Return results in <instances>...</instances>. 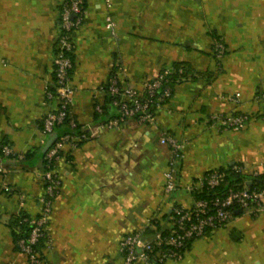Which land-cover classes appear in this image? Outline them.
<instances>
[{
    "label": "crops",
    "instance_id": "1",
    "mask_svg": "<svg viewBox=\"0 0 264 264\" xmlns=\"http://www.w3.org/2000/svg\"><path fill=\"white\" fill-rule=\"evenodd\" d=\"M64 1L0 0V145L17 154L0 149V264H31L16 247L13 224L19 214H38L45 190L41 154L49 137L41 120L56 104L45 92L53 84ZM72 38L70 111L90 137L57 161L61 186L49 244L41 247L44 264H121V238L169 229L172 208L193 205L189 186L207 171L239 164L243 174L264 172V0H86ZM216 39L225 47L220 57ZM174 63L190 72L173 82L151 122L127 118L106 126L117 111L100 87L112 74L142 88ZM233 113L249 115L240 130L209 120ZM162 132L183 143L169 194ZM165 264H264V211L236 210Z\"/></svg>",
    "mask_w": 264,
    "mask_h": 264
},
{
    "label": "built area",
    "instance_id": "2",
    "mask_svg": "<svg viewBox=\"0 0 264 264\" xmlns=\"http://www.w3.org/2000/svg\"><path fill=\"white\" fill-rule=\"evenodd\" d=\"M85 3L86 0H65L61 7L59 32L52 58L53 84L45 92L46 100H56V104L44 114L41 126V131L48 137L56 134V138L44 153L45 166L42 178L45 190L38 198L40 204L38 214L33 217L19 214L16 219L17 223L27 226V232L18 236L15 244L18 250L28 257L31 264H44L42 248L39 244L40 242L49 244V217L53 200L61 186V178L55 171L57 161L66 148H75L80 142L90 137L70 111L72 89L69 82L74 51L72 32L83 22ZM113 26L114 22L107 17L106 28L111 29ZM214 51L216 56H222L225 52L224 44L216 41ZM100 88L107 93L110 105L117 111L116 116L105 123L106 126H115L127 118L148 123L154 119L157 109L163 106L172 94L171 69L162 68L155 77L147 80L142 88L122 85L115 74H112L108 82ZM95 110L100 113L103 108L97 104ZM209 120L223 129L240 130L249 120V115L246 113L214 114L209 117ZM60 125L69 127L71 131H65L58 136L55 129ZM159 143L166 145L170 151L167 167L163 172L164 192L169 194L176 188L177 163L182 158L183 143L167 132L160 134ZM0 149L4 156L17 155L9 144H1ZM242 170L241 165L234 164L229 172L238 174L242 173ZM0 171H2L1 167ZM259 173L261 172L254 170L250 175L256 176ZM227 175L228 172L224 169L207 171L194 181L189 189L192 192L205 187L218 188ZM236 210L251 214L264 211V186L235 187L231 185L209 199H194L191 207L174 206L172 225L166 235H163L160 230L147 236L140 231H133L121 238L119 242L121 264H165L168 259L180 260L186 251L187 243L212 229L225 225L234 216Z\"/></svg>",
    "mask_w": 264,
    "mask_h": 264
},
{
    "label": "trees",
    "instance_id": "3",
    "mask_svg": "<svg viewBox=\"0 0 264 264\" xmlns=\"http://www.w3.org/2000/svg\"><path fill=\"white\" fill-rule=\"evenodd\" d=\"M216 41H221V40L216 39ZM214 54L216 55L215 51H214ZM72 58H73V55H72ZM169 68L171 69L172 84L177 79H182V78L187 77L188 72H190V69L186 63H174L172 66H169ZM191 77L193 78L195 76H191ZM41 126H42V120H41ZM56 128L61 129L60 131L56 132L58 136L60 134L64 133L65 131H69V130L71 131V129H69V127L64 126V125L57 126ZM44 153L45 152H42L41 157L43 159V163L45 166ZM230 168H231V166L224 169L225 171L228 172V175L226 176L225 180L220 184V186L218 188L209 189V188L205 187L199 191H196V190L192 191L194 199H200V198L209 199V198L213 197L214 195H216L219 191H221V190H223V189H225L231 185H234L235 187H243L245 185L258 186V187L264 186V172H261L256 176H252L250 174H243V173H238V174L230 173L229 172ZM16 219H15L14 224H13V227H14L13 234H14L15 240L18 236L27 232V226L25 224L17 223ZM160 231L162 232L163 235H166L168 229L160 230ZM153 232L154 231H147L148 234L153 233ZM190 243L191 242L187 243L186 250L189 247ZM42 244H43V242H40L39 246L42 247Z\"/></svg>",
    "mask_w": 264,
    "mask_h": 264
},
{
    "label": "water",
    "instance_id": "4",
    "mask_svg": "<svg viewBox=\"0 0 264 264\" xmlns=\"http://www.w3.org/2000/svg\"><path fill=\"white\" fill-rule=\"evenodd\" d=\"M55 138H56L55 133L49 136L48 141L46 142L44 148L42 149V152H45V150L48 148V146L53 142Z\"/></svg>",
    "mask_w": 264,
    "mask_h": 264
}]
</instances>
